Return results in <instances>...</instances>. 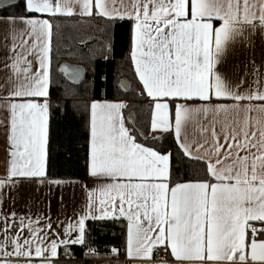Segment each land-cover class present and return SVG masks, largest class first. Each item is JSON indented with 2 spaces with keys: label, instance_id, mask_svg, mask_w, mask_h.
I'll list each match as a JSON object with an SVG mask.
<instances>
[{
  "label": "snow or ice",
  "instance_id": "1",
  "mask_svg": "<svg viewBox=\"0 0 264 264\" xmlns=\"http://www.w3.org/2000/svg\"><path fill=\"white\" fill-rule=\"evenodd\" d=\"M3 2L21 11L0 18L11 37L0 84V205L6 188L66 183L47 174L53 29L62 18L99 22L102 32L128 25L125 59L150 120L138 128L129 113L127 127L124 101L86 103L87 174L96 186L67 181L81 184L85 202L74 222L58 219L56 228L50 215L0 208V264H61L60 249L71 259L74 245L97 254L89 220L127 222L119 248L107 250L124 264H152L161 249L172 264H264V59L243 76L230 66L238 44L257 32L264 39V0ZM58 71L71 83L83 72L69 64Z\"/></svg>",
  "mask_w": 264,
  "mask_h": 264
},
{
  "label": "trees",
  "instance_id": "2",
  "mask_svg": "<svg viewBox=\"0 0 264 264\" xmlns=\"http://www.w3.org/2000/svg\"><path fill=\"white\" fill-rule=\"evenodd\" d=\"M20 11L19 7H8L0 10V16ZM101 27L99 22L84 23L77 17L71 20L62 18L60 28L53 29L47 166L50 179H89L86 161L90 126L85 104L92 99L126 101L128 107L123 110V116L127 127H132L127 121L129 113L135 115L138 128H143L145 122L150 120L147 105L142 104L143 98L138 95V81L134 79L129 61L125 59L129 49L128 25L118 22L110 32H102ZM88 37L92 39H88L86 44L79 42ZM108 42L111 43V51L105 47ZM69 51L74 55L70 57ZM65 62L86 68L87 76L82 84L72 85L59 74L58 68ZM122 79L130 81L132 89L129 93L119 88ZM121 223L125 225L124 221L86 222L88 242L98 250L97 254H109L107 250L111 246L119 248L122 232H126ZM72 250L76 252L77 259L86 258V248L73 246Z\"/></svg>",
  "mask_w": 264,
  "mask_h": 264
},
{
  "label": "crops",
  "instance_id": "3",
  "mask_svg": "<svg viewBox=\"0 0 264 264\" xmlns=\"http://www.w3.org/2000/svg\"><path fill=\"white\" fill-rule=\"evenodd\" d=\"M3 17L6 16H0V18ZM9 28L10 26L4 24L2 20H0V84L5 83V79L8 75V73L4 71V64L11 63V61L6 60V57L10 53L8 48L5 47V45L10 47L11 37L9 36L7 40L5 39L6 34L9 32ZM28 59H31V57H28ZM262 59H264V39H262L259 32H257L251 36L250 44H238L236 46L235 55L231 58L230 66H236L239 69V75L243 76L246 65L251 72V61L255 60L257 64H260ZM261 71L264 72V69H261ZM248 79H251V77H248ZM245 87H247V85H245ZM124 102L126 103V101ZM2 117L3 113H0V119H2ZM6 158L7 149L4 129L3 126L0 125V176L4 175ZM60 180H64L66 183L62 186L47 183H21L15 189L9 190L6 188L3 192V204L0 205V208L7 209L9 212L14 210L18 216H31L33 220H35L37 216L47 217L50 215L53 221V228L57 227L56 221L58 219L65 222H74L77 219L75 213L80 212L81 207L85 202V195L82 192L80 183H67V181H79L90 186L96 185L93 184V179L91 177L85 180ZM10 201H14V203H10ZM124 222L126 225L127 222ZM25 223H27V220ZM41 223H43V221H41ZM2 226V223H0V227ZM25 234H27L26 229ZM72 247L70 251L73 253V258L71 259L63 255V248L60 249L61 255L59 256V259L61 264H124L125 261V257L120 258L110 254H94L86 256L84 259H77V254L72 250ZM168 252H170V249ZM172 260L173 258L170 255L166 261L159 262L155 259L154 253L152 264H172Z\"/></svg>",
  "mask_w": 264,
  "mask_h": 264
},
{
  "label": "water",
  "instance_id": "4",
  "mask_svg": "<svg viewBox=\"0 0 264 264\" xmlns=\"http://www.w3.org/2000/svg\"><path fill=\"white\" fill-rule=\"evenodd\" d=\"M16 2H17V0H8V4H15ZM8 7H10V6H5L3 0H0V10L6 9V8H8ZM63 64H69V65L77 66V67H79L80 69L83 70V72H82V76H81V78H80V80H79L78 83H71L69 80H67V79L65 78V76H64L62 73H60V72L58 71L59 74H60L61 76H63V78H64L68 83H70V84H72V85H75V86H78V85L82 84V83L85 81L86 76H87V70H86L85 67H83V66H81V65H74V64H71V63H68V62H65V63H63ZM63 64H61V65H63ZM119 88H120L121 91H123L124 93H129V92L131 91V89H132V87H131V83H130V81L127 80V79H122V80L119 82ZM132 114H133V113H132ZM133 120H134V122H135V115H134V114H133ZM127 121H128V123H130V124L132 125V122H130L128 119H127Z\"/></svg>",
  "mask_w": 264,
  "mask_h": 264
},
{
  "label": "built area",
  "instance_id": "5",
  "mask_svg": "<svg viewBox=\"0 0 264 264\" xmlns=\"http://www.w3.org/2000/svg\"><path fill=\"white\" fill-rule=\"evenodd\" d=\"M155 259L159 262L166 261L168 259V251L167 253L161 249L158 253H155Z\"/></svg>",
  "mask_w": 264,
  "mask_h": 264
}]
</instances>
